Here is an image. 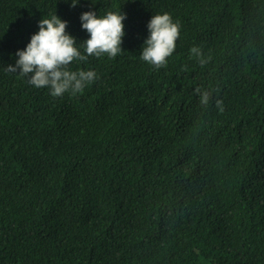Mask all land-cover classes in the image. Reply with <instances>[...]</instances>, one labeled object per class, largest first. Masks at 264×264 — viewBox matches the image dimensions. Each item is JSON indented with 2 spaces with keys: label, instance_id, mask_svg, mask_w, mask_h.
Masks as SVG:
<instances>
[{
  "label": "trees",
  "instance_id": "16d2710c",
  "mask_svg": "<svg viewBox=\"0 0 264 264\" xmlns=\"http://www.w3.org/2000/svg\"><path fill=\"white\" fill-rule=\"evenodd\" d=\"M89 11L125 35L68 66L95 72L82 92L6 70L55 14L83 50ZM165 13L155 69L144 21ZM0 264H264V0H0Z\"/></svg>",
  "mask_w": 264,
  "mask_h": 264
},
{
  "label": "clouds",
  "instance_id": "9594fccd",
  "mask_svg": "<svg viewBox=\"0 0 264 264\" xmlns=\"http://www.w3.org/2000/svg\"><path fill=\"white\" fill-rule=\"evenodd\" d=\"M78 3V2H77ZM77 3H71L75 7ZM126 16L119 12H107L104 16H97L96 12H85L80 16L82 31L77 37H81L83 30L89 38L83 42V50L76 47V40L66 32L67 22L62 21L56 14L51 18L41 19L38 22L37 33L33 34L30 42L24 50L15 53V66H7V71L29 77L28 83L35 88H48L53 97H62L65 93L73 96L96 79L93 71L69 70L73 61H87V58L98 60L101 56L115 58L122 52L121 44L125 35L123 21ZM149 32L144 42L140 58L155 69L166 66L176 47V41L180 35L178 23H174L172 17L165 13L152 16L150 21H144ZM191 54L201 57V50L193 47ZM201 65L205 64L200 59ZM200 95V104L208 107L211 99L210 91L195 89ZM222 102L217 100L216 106L221 108ZM204 231H213L207 225ZM201 240V237H199ZM207 247V246H206Z\"/></svg>",
  "mask_w": 264,
  "mask_h": 264
}]
</instances>
